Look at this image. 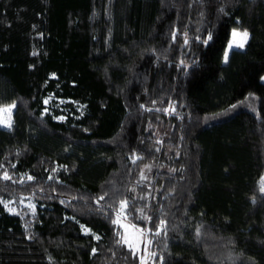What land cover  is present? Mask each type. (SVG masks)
Instances as JSON below:
<instances>
[{
    "label": "trees",
    "instance_id": "trees-1",
    "mask_svg": "<svg viewBox=\"0 0 264 264\" xmlns=\"http://www.w3.org/2000/svg\"><path fill=\"white\" fill-rule=\"evenodd\" d=\"M263 77L264 0H0V264H264Z\"/></svg>",
    "mask_w": 264,
    "mask_h": 264
},
{
    "label": "rangeland",
    "instance_id": "rangeland-1",
    "mask_svg": "<svg viewBox=\"0 0 264 264\" xmlns=\"http://www.w3.org/2000/svg\"><path fill=\"white\" fill-rule=\"evenodd\" d=\"M234 32H236V33L247 32L248 33V37H247L246 41H243V43H244L243 47L237 46L238 43L242 41V39H243L242 36H234L233 35ZM249 36H250V34L248 31H242V30H238V29H234L232 31L231 39H230L228 46L226 48V51H225V53L228 54V59H229V55L233 49H243L245 47V45L249 39ZM229 45H231L232 47L229 48ZM224 62H225V60H224ZM263 81H264V77H263ZM13 104L15 105V103H13ZM13 104L0 106V108L10 106ZM14 110H15V107L11 109V113H10L11 125L13 124V112H14ZM8 119H9V113H0V120L6 121ZM0 126L5 127V128H9L4 123H0ZM262 184H264V178L262 180ZM20 203H22L25 206H34L35 205V203L31 199L24 198V197H22L20 199ZM8 205H9L10 209L13 208L10 206L11 203H8ZM14 210H15V208H14ZM117 222L122 228L124 241H127V244L133 249V251L140 255L141 264H149V263L151 264V261H150L151 238L148 234V231L132 224V222L125 215L124 206L121 208V212L118 214ZM83 230L85 233L92 234L93 236L97 237L96 233L92 232L91 229H89L87 227H83Z\"/></svg>",
    "mask_w": 264,
    "mask_h": 264
},
{
    "label": "snow or ice",
    "instance_id": "snow-or-ice-1",
    "mask_svg": "<svg viewBox=\"0 0 264 264\" xmlns=\"http://www.w3.org/2000/svg\"><path fill=\"white\" fill-rule=\"evenodd\" d=\"M234 36H242V41L238 43V47H243L244 46V43L243 41H246L247 37H248V33L247 32H243V33H236L234 32L233 33ZM210 39V37H209ZM232 46L229 45V48H231ZM224 60L225 62H227L228 60V54L225 53V56H224ZM45 103H47V101H45ZM15 105H10V106H6V107H3V108H0V113H9V119L8 120H0V123H4L7 127L11 128V120H10V113H11V109L14 108ZM5 179H10V177H8L6 174H5ZM31 179V178H30ZM101 199H103V197H101ZM122 206H125L126 205V201H123L121 202ZM11 211V209H10ZM87 231V230H86ZM97 239H99V237H97ZM127 243V241H125Z\"/></svg>",
    "mask_w": 264,
    "mask_h": 264
}]
</instances>
